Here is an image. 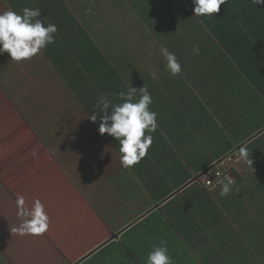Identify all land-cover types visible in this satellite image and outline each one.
Wrapping results in <instances>:
<instances>
[{"label":"crops","instance_id":"crops-1","mask_svg":"<svg viewBox=\"0 0 264 264\" xmlns=\"http://www.w3.org/2000/svg\"><path fill=\"white\" fill-rule=\"evenodd\" d=\"M84 1L92 6L0 0V12L39 8L58 29L30 60L0 53V207L15 218L0 240L3 261L145 264L167 239L173 264H264V174L242 161L227 196L200 182L237 146L261 145L264 155V5L225 0L222 13L207 17L215 35L193 15L192 0H127L130 10L106 19L110 0L91 8L95 19ZM160 45L176 54L178 76ZM130 86L148 88L158 115L148 154L125 169L118 141L89 116L101 93L119 103ZM17 190L26 207L44 203L50 224L42 236L15 232L23 219Z\"/></svg>","mask_w":264,"mask_h":264},{"label":"clouds","instance_id":"clouds-1","mask_svg":"<svg viewBox=\"0 0 264 264\" xmlns=\"http://www.w3.org/2000/svg\"><path fill=\"white\" fill-rule=\"evenodd\" d=\"M192 3L193 15L210 17L219 12L225 0H192ZM251 3L255 6L264 5V0H251ZM85 11L93 14L91 8ZM41 16V9L27 6L20 12L11 8L0 12V53L6 51L11 60L22 62L42 54L48 45L54 44L57 26L55 23L45 24ZM158 50L169 74H181L182 66L176 54L164 45H160ZM193 51L196 55L200 54L196 45H193ZM152 76L156 78V73L153 72ZM118 100L119 103H113L106 94L101 93L92 106L98 111L91 112L89 119L100 121L98 132L101 135L107 133L118 141L120 164L129 169L148 154L153 143L152 133L157 131L158 114L149 107L153 98L146 86L139 89L130 86L126 92H119ZM237 154L239 160L252 165L246 145L237 146ZM226 180L221 181V196H227L233 190V180ZM16 205L17 215L23 218L15 229L18 235L42 236L48 231L50 218L39 198L34 199L29 208L25 206L24 195L17 194ZM145 264H173L167 239H160L158 244L152 246Z\"/></svg>","mask_w":264,"mask_h":264},{"label":"built area","instance_id":"built-area-1","mask_svg":"<svg viewBox=\"0 0 264 264\" xmlns=\"http://www.w3.org/2000/svg\"><path fill=\"white\" fill-rule=\"evenodd\" d=\"M232 152L222 157L218 163L206 168L201 173V185L209 194L220 193L221 181L227 182L226 178H231L234 186L236 182L235 175H241L243 173V163L242 161L241 164L239 163L237 149Z\"/></svg>","mask_w":264,"mask_h":264},{"label":"rangeland","instance_id":"rangeland-1","mask_svg":"<svg viewBox=\"0 0 264 264\" xmlns=\"http://www.w3.org/2000/svg\"><path fill=\"white\" fill-rule=\"evenodd\" d=\"M89 2V4H91L92 6H90V7H86L87 6V4L85 3V1L82 3V8H85V9H88V8H94V7H96V6H98V4H100V1L99 0H91V1H88ZM123 2H125V4H127V0H110V6H109V9L107 10L106 8H105V6H103V10H105V12H104V14L103 13H101V18L100 19H102V18H104L105 17V19L106 18H108V17H110L112 14L113 15H115L114 13L115 12H118V10L117 9H119L120 8V10L121 9H124V8H127V9H129V7L127 6H125L124 4H123ZM105 3V0H103L102 1V4H104ZM130 6V5H129ZM169 8H171V7H169V6H166V7H163V8H161V9H169ZM130 10V9H129ZM92 16H93V19H95V14H92ZM91 16V17H92ZM161 33V34H160ZM159 35L160 36H162L163 34H162V32L161 31H159L157 34H156V36L157 37H159ZM209 38H210V36H208ZM211 39V38H210ZM200 142V141H199ZM233 151H235V150H233ZM233 153V152H232ZM229 154V153H228ZM239 163L241 164V160L239 161ZM235 164H238V163H235ZM17 194H20V191L19 190H17ZM1 205V204H0ZM58 218L56 219L60 224H64L65 223V221H66V216H60V215H58L57 216ZM14 215H12L11 217H10V215H9V213L8 212H6L2 207H0V240L2 241V245H3V243H4V239H5V237H8V233H11L10 232V230L11 229H9V227L8 226H12L15 222H14ZM6 223H8V225H6ZM65 228H66V226H65V224L63 225ZM33 238V237H32ZM33 242H34V238L30 241H28V242H26L27 243V246H30L31 244H33ZM34 244H37V243H34ZM39 245H41L42 246V244L41 243H39ZM27 250L29 251H27V253H30V252H32V250H30V249H28L27 248ZM29 255V254H28ZM0 264H6L4 261H3V255H1L0 254Z\"/></svg>","mask_w":264,"mask_h":264},{"label":"trees","instance_id":"trees-1","mask_svg":"<svg viewBox=\"0 0 264 264\" xmlns=\"http://www.w3.org/2000/svg\"><path fill=\"white\" fill-rule=\"evenodd\" d=\"M217 13H222L221 11L220 12H217ZM214 14L213 16L217 15ZM204 20H205V23L208 25V27H210V29L214 32L215 35H217V29L213 28L214 25H216V22L215 21H212V20H208L207 17H203ZM220 23V22H219ZM222 24V23H221ZM223 43V42H222ZM78 44H81V42H78L77 44L75 45H78ZM224 47L225 44L223 43ZM261 144V143H260ZM258 146H261V145H257L256 147L254 148H251L253 151L252 152H249V158L250 160L252 161V165L255 166V168L261 172V174H264V155H263V152L262 150H260V148ZM227 155V154H226ZM238 177L237 175H235V178ZM236 183V182H235Z\"/></svg>","mask_w":264,"mask_h":264}]
</instances>
